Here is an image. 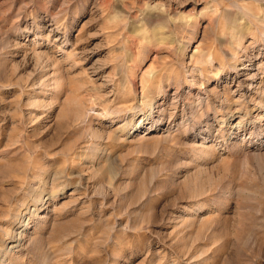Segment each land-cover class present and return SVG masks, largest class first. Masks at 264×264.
<instances>
[{"label": "rangeland", "instance_id": "rangeland-1", "mask_svg": "<svg viewBox=\"0 0 264 264\" xmlns=\"http://www.w3.org/2000/svg\"><path fill=\"white\" fill-rule=\"evenodd\" d=\"M0 264H264V0H0Z\"/></svg>", "mask_w": 264, "mask_h": 264}]
</instances>
